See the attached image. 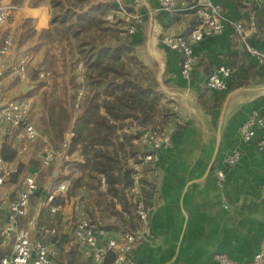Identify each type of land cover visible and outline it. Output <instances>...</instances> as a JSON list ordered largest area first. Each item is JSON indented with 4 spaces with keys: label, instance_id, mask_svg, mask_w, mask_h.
<instances>
[{
    "label": "crops",
    "instance_id": "crops-1",
    "mask_svg": "<svg viewBox=\"0 0 264 264\" xmlns=\"http://www.w3.org/2000/svg\"><path fill=\"white\" fill-rule=\"evenodd\" d=\"M124 1L143 20L135 35L140 41L136 47H139V59L153 71L156 90L161 93L158 106L176 105L184 121L176 128L172 147L161 153L152 170L144 166L140 173L143 199L153 206L150 220L154 238L138 253L139 264H161L172 256L178 242L180 249L173 264H216L211 257L216 251L235 259H248L264 237V191L260 186L264 181V147L257 149L255 139L248 144L240 143L238 127L252 111L264 115V72L227 28L220 36L196 46L197 58L190 78L183 79L179 75L178 55L162 48L158 39L163 32L191 30L196 25L197 14L190 9L201 0L195 6L189 0H177V10L171 14L156 11L154 0H140L137 4ZM215 1L221 4L226 17L247 26L252 45L264 46V0ZM98 2L104 0L95 3ZM4 4L5 0H0V5ZM44 4L40 7L47 8L46 24L38 26L39 17L24 18L37 31L50 28L49 0ZM250 15L254 17L252 25ZM17 24L11 27L14 29ZM3 30L0 29L1 39ZM221 64L232 69L225 92L205 86L206 77ZM31 90L32 85H21L23 96ZM34 96L33 106L37 104V94ZM132 143L138 148L136 141ZM233 147L239 148L240 159L228 170L223 187L217 188L214 168ZM70 158L81 161L77 152ZM34 167L38 168L29 164L28 169ZM104 188L100 185L101 191ZM85 194L81 189L77 196L63 200L62 222L67 224L64 229L83 216L79 200Z\"/></svg>",
    "mask_w": 264,
    "mask_h": 264
},
{
    "label": "built area",
    "instance_id": "built-area-1",
    "mask_svg": "<svg viewBox=\"0 0 264 264\" xmlns=\"http://www.w3.org/2000/svg\"><path fill=\"white\" fill-rule=\"evenodd\" d=\"M154 1L156 11L171 14L177 10V0ZM139 2L140 0H132L133 4ZM111 6V11L107 12L104 18L113 21L120 17L125 31L134 34L143 21L142 17L134 11L132 14L129 13L128 4L124 0H111ZM195 8L199 22L191 30L186 33L163 32L158 39L162 48L178 55L179 75L183 79L190 78L197 58L196 46L206 39L220 36L227 28L239 39L248 55L264 72V46L255 47L251 44L249 29L242 21L226 17L221 4L215 0H201ZM15 9L13 5H0V27L4 29L0 42V248L5 249L8 246L10 248L9 252L0 257V264H55L59 250L61 248L67 250L71 246H74L83 257L89 258V264H139L138 253L154 238L150 223L153 206L146 204L143 199L139 184L140 173L144 166L152 170L161 153L172 147L177 126L184 124L178 115L177 106L172 105L169 108L170 115L164 121L157 119L147 127L135 124L133 127L123 126L117 132L119 139L123 136L136 135L131 141H138L141 145L140 153L137 155L138 162L129 159L133 171V184L126 192L139 223L137 229L114 234L96 228L84 214L71 222L70 233L68 231L67 236H64L55 224L34 226L32 222H28L25 226L20 225V219L28 213L30 198L38 189L37 171L20 175L15 184L7 187L11 177L17 173V165L14 161L4 160L1 153L3 147L8 145L14 149L15 156L23 155L29 152L31 145L37 143L40 134L33 123L27 120L35 96L29 94L15 99L1 92L7 75H13L22 82L28 81L27 65L32 58V54L27 52L15 60H9V55L16 44L14 29L9 26L14 18ZM253 20V15H250V25L253 24ZM83 73L84 67L80 64L77 66V79L80 82L83 81ZM231 73L232 69L228 65H218L215 71L206 77L205 86L214 91L225 92L226 80ZM38 76L41 80L47 81L50 73L43 70L38 72ZM83 92L81 87L77 92L75 107ZM14 136L21 139L17 146L12 143ZM72 137L73 132L67 130L57 148L47 142L39 145L33 153L40 166L51 165L58 156L66 158ZM254 139L256 148L263 149L264 115L256 111H252L238 127L240 143L248 144ZM240 156L239 148L233 147L218 160L213 176L219 188L223 187L228 170L239 161ZM100 185L105 187L103 178H100ZM260 186L264 191V181ZM66 187L67 183L61 181L46 191L34 208V215H38L41 209H47L53 215L61 214L65 204L52 202L56 195L66 191ZM115 206L119 208L118 204ZM212 260L216 264H264V237L259 248L248 259L239 260L227 253L218 252L212 255Z\"/></svg>",
    "mask_w": 264,
    "mask_h": 264
},
{
    "label": "trees",
    "instance_id": "trees-1",
    "mask_svg": "<svg viewBox=\"0 0 264 264\" xmlns=\"http://www.w3.org/2000/svg\"><path fill=\"white\" fill-rule=\"evenodd\" d=\"M189 1L192 6L196 5L197 0ZM110 4L91 3L90 0H50L49 30L37 31L28 19H24L14 29V41L19 46L33 44L34 47L29 48L42 50L38 66L55 65L51 82L47 86L39 83L42 87L37 92L40 108L37 123L39 132L45 137L44 142L59 145L63 134L71 130L73 137L66 154L77 152L81 158V161L66 164L70 172L58 181L67 182L66 191L64 195H56L52 203L77 196L83 189L87 194L81 195L79 200L83 214L96 228L113 233L139 227L133 205L126 195L133 184L129 159L138 162L136 146L131 141L136 135L119 139L117 132L123 126H131L132 122L147 127L158 116V120L164 121L170 111L158 106L161 93L156 90L155 81L147 77L144 80L133 73L130 66L137 63L134 50L140 44L135 38L137 31L124 33L125 37L116 36V29L108 27L103 19ZM190 10L196 12L195 7ZM194 19L195 25L199 18L195 16ZM93 29L108 30L113 41L94 40L90 35ZM49 46L54 51H50ZM29 48L25 53L30 52ZM77 63L84 66L82 84L77 82L74 74ZM28 65V80L34 81L43 68L35 69L31 75ZM55 74L60 79L58 83L54 82ZM81 85L83 97L75 107L76 92ZM1 155L4 160L13 161L15 151L5 145ZM32 164L38 166L35 162ZM23 168L24 165L18 164L17 173L11 179L18 180ZM100 178L104 180V191L100 190ZM116 204L119 209L115 208ZM104 213L112 216L113 221L105 219ZM54 216L56 223L58 215ZM7 252V249H0V257ZM56 260L57 264H89V258L83 257L74 246L61 249Z\"/></svg>",
    "mask_w": 264,
    "mask_h": 264
},
{
    "label": "rangeland",
    "instance_id": "rangeland-1",
    "mask_svg": "<svg viewBox=\"0 0 264 264\" xmlns=\"http://www.w3.org/2000/svg\"><path fill=\"white\" fill-rule=\"evenodd\" d=\"M96 1L97 0H94V3ZM5 2H6V4L13 5L14 7H16V9H15L16 12L14 15L15 19L13 20V24L11 21L9 26L17 24V21L19 19H22V18L24 19L28 15L40 18V22H39L38 26L46 24V22H47L46 18H47V16L49 17L48 11H47V8L45 6H43V7H40V6L45 5L44 2L48 3V0H5ZM49 2H50V0H49ZM104 2L105 3H111V0H104ZM49 7H51V6H49ZM127 8H128L127 11L132 14L133 11L129 10V7H127ZM111 9H112V6H110V8L106 11V13L111 11ZM105 14L103 16L104 20H106L104 18ZM106 22L109 25L108 27H113L114 29H116L115 30L116 36L125 37V34L128 35V32L125 31V26H124L123 20H121L120 17L115 18L113 21L106 20ZM13 27H15V26H13ZM0 29H3V28L0 27ZM90 35L93 37L94 40L97 38V40L100 41L101 43H107L109 41H113V38H112L113 35L108 30L103 31V32H99L98 30L93 29L92 31H90ZM0 42H1V33H0ZM32 46L34 47L33 44H21L19 46V44L16 43L13 51L9 55V60H15L21 54L25 53L26 49H28L29 47H32ZM49 48H50V51H54L52 46H49ZM29 50H30L29 53H31L33 55V57L31 58V60L29 62V65H28L29 73L31 75H34L35 69L43 68V70H44V68H45L48 70H44V71H49L50 76L48 77L46 82H42L41 79L39 78V76H37L34 81L28 80L26 82H22V81H19L17 78H15L13 75H7L5 80L3 81V85L1 87V92L5 93L9 97H12L15 99L22 97L23 94L21 91V85H23V84L25 85V83H26V85H32V90H31L30 95H36L37 92L40 90V87H42V86H39V83H45L47 86L48 83L51 82L50 77L54 71L55 65L54 66L53 65L52 66H48V65L38 66V62L40 61L42 50L37 51V50H33L32 48H29ZM138 51H139V47H135L134 53H135V56L137 58V63H136V65H134L132 63L130 66L131 69L133 70V73L138 75L140 78H142L144 80H146L147 78L153 79V76H154L153 71L151 70V68H149L147 65H145L141 59H139V52ZM80 64L81 63H77L75 70H74V74H75L77 82L82 84L83 81L80 82L77 79V66ZM43 70H39V72L43 71ZM53 77H54L55 83H58L60 81V79L57 77L56 74ZM83 80H84V78H83ZM81 87H82V85L78 88V90ZM78 90H77V92H78ZM77 92H76V96H77ZM34 101H36V99H34ZM169 108H167V109H169ZM39 114H40V108H39V104L37 103L35 106L32 105V107L29 111V114L27 116V120L30 121L31 123H33V125L36 127L38 132H39V129H38L37 119L39 117ZM159 118L160 117L158 116L157 119H159ZM133 124L137 125L136 123L132 122L131 127L135 126ZM39 134H40V137H39L37 143L30 146L29 152H27L23 155H20V156H15L13 159V161L16 165H18V164L24 165V168L19 173L20 175L27 174L30 172L32 173L35 169H38V171H39L37 173V177H36L38 192H36V195H34L30 199L27 215L24 218H21L19 221V224L22 226H25L28 222H32L34 226L37 225L38 223L47 224V225H51V224L55 223V216L52 213H50L48 210L41 209L37 216L34 215L33 210H34V208H36L38 201L44 195V193L46 191L50 190L51 188H53L58 183L59 180H63L70 172L67 165H66L67 163H69V161L71 159L70 155H67L66 158H65V156H63V157L58 156L51 165L45 166V167L40 166V164L38 163V160L34 157V154H33L34 150L45 141L44 135H42L40 132H39ZM20 142H21V139L19 137L14 136L12 138V143H14L15 146L19 145ZM137 144H138V148H136V151H137V154H139L140 153L139 150L141 148V145L139 144L138 141H137ZM54 145L55 146H53V147H55V148L58 147L57 144H54ZM34 162L38 163V168L34 167V168L28 169V166H26V165L32 164ZM16 181H17L16 178L13 180L11 179L9 181V183H7L6 186L7 187L12 186L13 184L16 183ZM62 195H64V193ZM62 199H64V198H62ZM103 216L105 219H109V221L113 219L112 216H108V214H105V213L103 214ZM62 217H63L62 214H59L55 224L57 225V227L61 231V233H63L62 231L64 230L65 234L67 235L68 231L70 233L71 223L67 226V228L64 229L63 226L67 225V224H64L62 222ZM113 233L118 234L120 232L114 231ZM10 243L11 242H9V244ZM5 249H7L9 251V247H7ZM56 262H57V260H56Z\"/></svg>",
    "mask_w": 264,
    "mask_h": 264
},
{
    "label": "water",
    "instance_id": "water-1",
    "mask_svg": "<svg viewBox=\"0 0 264 264\" xmlns=\"http://www.w3.org/2000/svg\"><path fill=\"white\" fill-rule=\"evenodd\" d=\"M214 184H215V182H214ZM215 186L217 188H219L216 184H215ZM223 207L225 208L224 205H223ZM150 223H151V220H150ZM152 230H153V228H152ZM179 245H180V242H178L177 245L175 246L174 251L172 253V256H170L167 260L162 261L161 264H173L174 260L176 259L177 255H178L179 249H180ZM218 252H222V251L213 252L212 255L215 254V253H218ZM212 255H211V257H212Z\"/></svg>",
    "mask_w": 264,
    "mask_h": 264
}]
</instances>
